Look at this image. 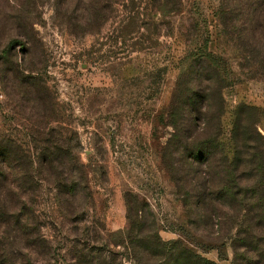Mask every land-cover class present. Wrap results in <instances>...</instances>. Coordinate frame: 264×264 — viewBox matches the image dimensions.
Here are the masks:
<instances>
[{"label": "rangeland", "instance_id": "rangeland-1", "mask_svg": "<svg viewBox=\"0 0 264 264\" xmlns=\"http://www.w3.org/2000/svg\"><path fill=\"white\" fill-rule=\"evenodd\" d=\"M95 2L105 10L93 12ZM217 11L218 0H0V134L32 162L36 215L24 223V238L0 237V264H77L82 250L87 264H133L129 209L141 242L150 230L232 264L230 242L212 240L223 237L219 220L204 224L183 196L204 167L187 160L188 143L199 139L188 128L196 114L182 83L197 71L192 61L212 66L210 58H222L224 136L245 107L264 142V78L220 38ZM40 158L65 163L60 181L76 187L63 206ZM239 167L234 183H258L241 181ZM239 190L234 235L252 204Z\"/></svg>", "mask_w": 264, "mask_h": 264}, {"label": "trees", "instance_id": "trees-1", "mask_svg": "<svg viewBox=\"0 0 264 264\" xmlns=\"http://www.w3.org/2000/svg\"><path fill=\"white\" fill-rule=\"evenodd\" d=\"M105 7L95 2L90 9L93 12H103ZM111 10L108 4L107 12ZM127 18L129 21L138 17L130 15ZM217 21L220 38L244 60L256 63L257 75L264 78V0H218ZM208 61L213 68L206 62L192 61L198 66L197 71H190L192 77L182 82L189 88L185 103L188 111L196 114L190 119L191 125L188 128L194 127L199 138L196 142L188 143L187 160L189 165L197 161L204 166L203 174L191 177L188 183L190 189L183 196L188 199L193 211L199 212L201 222L210 226L213 217L219 220L218 232H222L223 237L212 236V240L224 239L230 242L233 250L232 264H264L263 137L256 130L253 110L245 107L242 112L238 109L234 113L229 137L224 136L221 126L224 111L222 91L228 85L217 65L218 61H222L221 56L210 58ZM38 164L47 171L46 179L55 186L58 202L63 206V203L74 197L76 187L71 180L60 181L62 175L59 177L56 170L65 164L64 161L57 158H40ZM238 167L241 169V181L252 183L255 177H258V183H246V186L242 187L239 177L236 178L237 183H234L232 173ZM31 168L32 162L26 160L24 150L12 146L10 141L0 134V237H9L11 234L23 237L27 235L24 232V223L28 219H36L35 210L31 207L34 205L32 200L35 183ZM247 170L256 175L245 176L244 171ZM239 187L242 201L246 202L249 194L248 200L252 204L246 210V203H237L242 211H248L244 216L250 219L241 224L240 230L234 235L231 233L233 197ZM129 211L131 212L130 209ZM129 211L131 227L127 233L128 242L125 249L133 264H215L176 242L162 241L154 231L149 230L147 241L141 242L132 234V216ZM87 255L84 250L77 251V264H87ZM95 261L98 260L95 258Z\"/></svg>", "mask_w": 264, "mask_h": 264}]
</instances>
